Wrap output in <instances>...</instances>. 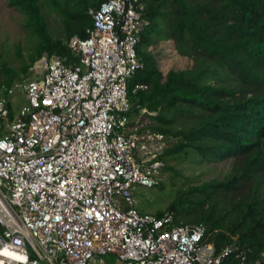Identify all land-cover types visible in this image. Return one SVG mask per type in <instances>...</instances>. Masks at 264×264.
Listing matches in <instances>:
<instances>
[{"label":"built area","instance_id":"obj_1","mask_svg":"<svg viewBox=\"0 0 264 264\" xmlns=\"http://www.w3.org/2000/svg\"><path fill=\"white\" fill-rule=\"evenodd\" d=\"M88 15L87 37L67 42L78 61L43 53L31 79L0 91V264H263L231 245L217 254L206 227L176 225L172 211H137L133 187L157 184L166 147L161 135H126L149 21L138 0ZM16 93L25 104L11 116Z\"/></svg>","mask_w":264,"mask_h":264},{"label":"trees","instance_id":"obj_2","mask_svg":"<svg viewBox=\"0 0 264 264\" xmlns=\"http://www.w3.org/2000/svg\"><path fill=\"white\" fill-rule=\"evenodd\" d=\"M103 1L74 2L62 9L55 0H47L60 9L62 32L53 38L37 0H6V7L25 17L23 29L37 35L39 47L20 74L0 70V91L31 79L30 70L43 53L78 61L67 42L74 36L87 37L92 27L88 13ZM138 1L149 24L135 48L142 68L127 82L128 120L131 112L145 110L156 134L174 140L158 157L163 163L191 156L205 163L234 160L224 179L172 191L165 212H173L176 225L206 227L204 242L217 254L231 245L248 252L252 260L260 259L264 256V0ZM168 42L179 57L193 61L192 68L162 74L159 54L152 49ZM14 112L10 109L11 116ZM165 169L180 177L174 168ZM155 186L165 188L161 182ZM163 214L158 211L154 216Z\"/></svg>","mask_w":264,"mask_h":264},{"label":"rangeland","instance_id":"obj_3","mask_svg":"<svg viewBox=\"0 0 264 264\" xmlns=\"http://www.w3.org/2000/svg\"><path fill=\"white\" fill-rule=\"evenodd\" d=\"M38 5L41 6L43 15L45 17L47 28L53 38L61 35L60 30V9L55 6H49L47 0H37ZM60 8L64 9L72 3L77 4L85 0H55ZM6 0H0V70H13L20 74L21 68L28 63V59L37 52L39 47V39L30 34L29 31L23 29L25 17L15 9L6 7ZM36 47V49H35ZM154 53L159 54L161 62V72L163 75L168 70H184L192 68L193 61L187 58L179 57L173 49L171 42L166 45L160 44L158 47L152 49ZM3 79V76H1ZM22 79V78H21ZM11 107L17 111L25 104L23 96L16 93L10 98ZM146 111L141 113L131 112L130 122L127 124V131L131 136H145L147 134H156L153 130L155 123L148 119L145 115ZM143 131L139 135V131ZM165 141V139H164ZM165 143V142H164ZM174 140H166L165 149L172 146ZM163 163V162H162ZM234 160H227L220 163H205L198 158V156H191L190 159L179 160L177 157L169 158L163 163L160 170L158 182L164 185V189H159L158 186L152 188L134 186L133 195L135 198L136 209L142 214L156 215L158 211L164 214L170 204L174 190H179L182 186L186 189L195 184L204 183L207 181H220L229 173ZM167 168H174L180 177H176L173 171H167ZM163 214V215H164ZM98 264H119L116 257L108 255L104 257H97Z\"/></svg>","mask_w":264,"mask_h":264},{"label":"crops","instance_id":"obj_4","mask_svg":"<svg viewBox=\"0 0 264 264\" xmlns=\"http://www.w3.org/2000/svg\"><path fill=\"white\" fill-rule=\"evenodd\" d=\"M131 121V120H130Z\"/></svg>","mask_w":264,"mask_h":264}]
</instances>
